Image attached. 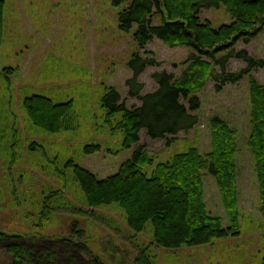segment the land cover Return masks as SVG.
Wrapping results in <instances>:
<instances>
[{
    "label": "rangeland",
    "instance_id": "obj_1",
    "mask_svg": "<svg viewBox=\"0 0 264 264\" xmlns=\"http://www.w3.org/2000/svg\"><path fill=\"white\" fill-rule=\"evenodd\" d=\"M5 29L0 47V134H5L0 146V229L8 233L45 236L52 240L73 236L87 241L90 251L107 264H138L137 256L146 246L154 264H262L264 227L262 225L254 159L247 149L250 132V102L248 78L227 83L220 90L209 81L197 95L201 106L196 112L198 123L188 132L164 139L150 138L145 130L131 148L122 145L121 133L112 134L106 122L102 97L107 87H115L128 107L140 105L130 97L126 81L132 76L128 62L138 50L133 33L120 28L119 13L128 2L115 0H4ZM202 20L214 27L232 21L224 6L202 8ZM157 22V18H153ZM236 48L246 49L256 58H264V25L249 42H239ZM194 51L190 47H170L154 38L140 52H152L159 65L148 67L139 77L144 83L142 94L152 92L157 83L152 74L166 70L175 75L186 67L184 61ZM246 64L238 59L229 61L228 69L239 71ZM14 68L5 74L4 68ZM251 74L264 84V67ZM40 93L56 102L74 100L79 116L74 131L44 133L30 127L22 109L23 98ZM220 116L237 130V182L242 233L237 237L209 244L180 249H165L153 243L148 232L134 233L129 229L123 211L116 205L88 208L77 186L64 190V195L77 207L91 212L58 210L52 213L45 228L34 225L37 220L42 192L60 187L53 169L69 158L94 172L99 178L119 170L121 163L132 156L133 150L144 145L150 154L166 159L173 152L196 146L202 153L211 149L208 127L210 117ZM5 124H3V122ZM21 133V153L11 161V128ZM7 130V132H6ZM10 130V131H9ZM6 132V133H5ZM10 132V133H9ZM31 141H35L30 148ZM28 144V148H27ZM98 144L94 153L87 145ZM19 151V150H18ZM13 158V157H12ZM8 159H10L8 161ZM150 170V168L148 169ZM204 199L207 209L226 215L216 181L204 171ZM78 237V234H77ZM0 243V264L8 263Z\"/></svg>",
    "mask_w": 264,
    "mask_h": 264
},
{
    "label": "trees",
    "instance_id": "obj_2",
    "mask_svg": "<svg viewBox=\"0 0 264 264\" xmlns=\"http://www.w3.org/2000/svg\"><path fill=\"white\" fill-rule=\"evenodd\" d=\"M124 1L128 4L119 13L120 28L130 32L136 26L133 38L138 48L128 62L132 76L126 85L129 96L141 103L128 107L115 87L106 88L102 106L112 134L121 133L126 149L138 143L141 130L150 138L166 140L169 145L170 135L188 132L198 123L196 112L201 101L197 94L209 81L220 90L225 84L236 83L247 76L250 132L246 145L254 159L264 227V84L251 74L252 70L264 67V58L236 48L239 42H249L259 33L261 24L264 25V0H115L116 3ZM220 6L229 12L231 22L214 27L209 20H202V8ZM154 17L158 19L156 23ZM4 29L5 1L0 0V47ZM154 38L170 47L186 46L194 51L188 54L184 61L186 67L180 74L166 70L154 72L152 78L157 88L142 94L144 83L139 80L140 75L148 67L159 65V61L152 52L143 55L140 51ZM232 58L243 61L246 66L239 71L229 70ZM3 72L11 75L15 71L8 67ZM21 107L27 124L44 133L74 131L79 124L73 99L56 102L44 94L33 93L23 98ZM208 127L211 139L208 152L189 146L162 160L138 144L119 170L104 178L72 157L56 164L53 174L60 187L51 186L42 192L34 225L45 228L52 213L58 210L90 213L88 209L75 206L64 195V190L75 185L89 209L116 205L123 211L131 231L148 232L153 243L165 249L202 246L239 236L243 230L237 182V130L217 115L209 118ZM10 136L7 144L13 151L11 161L14 162L17 152L21 153V133L12 127ZM4 137L5 134H0V146ZM35 143L31 141L30 148ZM99 147L98 144L87 145L85 151L94 153ZM206 170L216 181L226 223L220 215L207 209L203 184ZM80 233L81 230H76L73 234L76 237L52 240L0 229V243L9 258L7 264H107L90 251ZM136 260L138 264H154L146 246Z\"/></svg>",
    "mask_w": 264,
    "mask_h": 264
},
{
    "label": "water",
    "instance_id": "obj_3",
    "mask_svg": "<svg viewBox=\"0 0 264 264\" xmlns=\"http://www.w3.org/2000/svg\"><path fill=\"white\" fill-rule=\"evenodd\" d=\"M263 24H261V26H262Z\"/></svg>",
    "mask_w": 264,
    "mask_h": 264
}]
</instances>
